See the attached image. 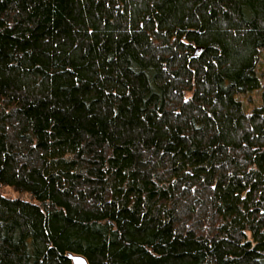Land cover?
<instances>
[{
	"label": "trees",
	"instance_id": "16d2710c",
	"mask_svg": "<svg viewBox=\"0 0 264 264\" xmlns=\"http://www.w3.org/2000/svg\"><path fill=\"white\" fill-rule=\"evenodd\" d=\"M263 56L264 0H0V264H264Z\"/></svg>",
	"mask_w": 264,
	"mask_h": 264
},
{
	"label": "rangeland",
	"instance_id": "374dc122",
	"mask_svg": "<svg viewBox=\"0 0 264 264\" xmlns=\"http://www.w3.org/2000/svg\"><path fill=\"white\" fill-rule=\"evenodd\" d=\"M258 71L260 73H263L264 72V56L262 57L261 61H260V64H259V68H258ZM254 95V94H253ZM253 101L251 103H249L244 97L241 98V101L243 103V106L246 110H250L252 107L254 106H258L260 104V100H259V97L258 99H256V96H253ZM1 193L5 196H8V197H11V198H15L17 196L16 193H14L11 189L9 188H4V189H1L0 190Z\"/></svg>",
	"mask_w": 264,
	"mask_h": 264
},
{
	"label": "water",
	"instance_id": "95a60500",
	"mask_svg": "<svg viewBox=\"0 0 264 264\" xmlns=\"http://www.w3.org/2000/svg\"><path fill=\"white\" fill-rule=\"evenodd\" d=\"M68 258L72 261V264H87L86 260L81 256L68 255Z\"/></svg>",
	"mask_w": 264,
	"mask_h": 264
}]
</instances>
